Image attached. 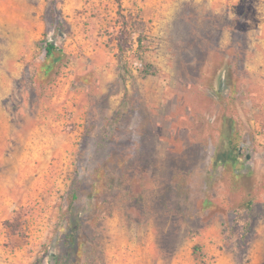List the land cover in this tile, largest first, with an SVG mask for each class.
<instances>
[{"label": "rangeland", "instance_id": "374dc122", "mask_svg": "<svg viewBox=\"0 0 264 264\" xmlns=\"http://www.w3.org/2000/svg\"><path fill=\"white\" fill-rule=\"evenodd\" d=\"M65 233L68 264H264V0H0V264Z\"/></svg>", "mask_w": 264, "mask_h": 264}, {"label": "trees", "instance_id": "16d2710c", "mask_svg": "<svg viewBox=\"0 0 264 264\" xmlns=\"http://www.w3.org/2000/svg\"><path fill=\"white\" fill-rule=\"evenodd\" d=\"M120 7H121V5H120ZM129 31H130L129 22L126 20V21H124L123 27L120 30V38H119L118 46H119V50L121 52V60L124 62L123 67L127 73L130 72L129 67H128V64H129L128 58L129 57H125V54L127 53L128 47L132 49L134 47V43H135L133 37L132 38L127 37V35H129ZM137 40H138L137 49L140 50L144 47L145 38L138 36ZM44 50H45V62L43 63V70L46 73H49L63 59V57L65 56V53H64L63 49L59 48L52 41H45ZM141 72H143V74H149V73L154 74V71L146 64H145V67L143 69H141ZM233 131L236 132V128L235 129L233 128ZM229 160H232V162L234 161V163H235L236 160H238V156L231 151H228V152L224 151V152L218 153L216 158H215L216 163H224L225 164ZM246 205H247V209H250L251 205H248V204H246ZM247 216H248V213H247ZM70 230H68V231H70ZM65 238L67 241H66V244L62 246V248H64L65 253L67 255H69L68 260H66V262L68 264V262L70 261V258L71 259L73 258L74 248L71 245H69V239L66 236V233H65ZM60 250H61V246H60ZM58 258H59V253H58L57 258H56L57 264L59 263Z\"/></svg>", "mask_w": 264, "mask_h": 264}]
</instances>
